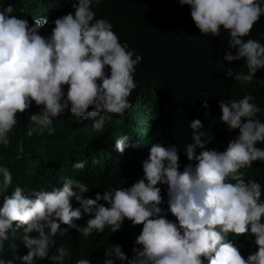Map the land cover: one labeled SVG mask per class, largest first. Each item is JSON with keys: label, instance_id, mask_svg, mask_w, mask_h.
<instances>
[{"label": "clouds", "instance_id": "9594fccd", "mask_svg": "<svg viewBox=\"0 0 264 264\" xmlns=\"http://www.w3.org/2000/svg\"><path fill=\"white\" fill-rule=\"evenodd\" d=\"M100 2L76 0L71 5L74 13L52 21L48 36L39 34L50 24L47 16L30 24L26 17L13 15L11 4L0 10V146L10 145L9 134L18 125V117L28 114L33 102L40 111L28 115V136L37 131L52 134L53 122L66 112L78 121H91L93 131L103 132L113 115L123 117L132 108L128 98L138 87L134 76L143 57L120 42L110 21L96 18L92 6ZM178 2L190 8L200 35L219 37L222 29L227 31L229 48L235 49V54L226 52L223 59L244 60L247 73L229 67L226 75L240 85L252 83L264 68V44L245 37L264 16V0ZM253 99L246 94L239 100L219 102L220 121L229 131L239 130L225 151L207 148L211 141L205 139L201 120H192V142L184 148L189 163L183 171L177 146L153 143L142 164L143 178L129 188L109 185L94 199L84 196L90 190L87 184L70 177L64 179L62 188L52 191L16 186L9 192L12 173L7 166H0V247L10 231L15 234L23 228L28 251L21 264L44 259L66 264L70 252L63 245L49 254L57 235L75 229L87 239L106 228L115 233L128 220L133 226L142 225L132 257L114 245L106 250L103 264H264L262 188L254 180L246 181L241 171L254 162L264 163V148L257 147L258 142L264 143V123L257 117L261 109ZM204 107H209L206 102ZM130 139L128 135L117 138L116 150L122 154L129 147L141 146L130 144ZM86 164V160L77 161L73 168L83 170ZM161 185L167 186V211L161 207ZM73 199L79 205L75 209ZM168 213L175 221L167 218ZM85 214L90 217L86 226H78L74 221ZM61 224L67 227L61 229ZM249 226L258 250L245 259L228 237L249 234ZM0 264H4L2 259ZM75 264H90V260L80 259Z\"/></svg>", "mask_w": 264, "mask_h": 264}, {"label": "trees", "instance_id": "16d2710c", "mask_svg": "<svg viewBox=\"0 0 264 264\" xmlns=\"http://www.w3.org/2000/svg\"><path fill=\"white\" fill-rule=\"evenodd\" d=\"M74 2L76 0H0V10L11 4L15 9L13 15L26 17L30 24L35 18L47 16L50 24L39 34L48 36L54 27L52 21L69 12L74 13L71 7ZM92 10L96 18H105L112 23L121 43L126 42L130 50L134 49L143 57L134 76L138 87L128 98L132 108L123 117L113 115L103 132L93 131L91 121H78L66 112L53 122L55 131L52 134L37 131L28 136L31 123L28 115L40 111L33 102L29 113L18 117V125L9 134L10 145L7 148L0 146V166H7L13 176L9 192L16 186L52 191L62 188L68 177L88 185L90 190L84 194L85 198L94 199L97 193L102 195L109 185L129 188L143 178L142 164L153 143L177 146L180 170L183 171L189 163L184 148L192 142V120H201L205 139L211 141L207 145L209 149L225 151L229 141L239 134L238 129L229 131L219 119L222 115L219 102L227 98L239 100L251 94L254 97L251 102L261 109L257 117L264 123V68L258 70L252 83L247 85H240L233 77H228L225 69L230 67L247 73V67L244 60L228 62L223 59L226 52L235 54V49L229 48L227 31L222 29L219 37L200 35L191 19L190 8L181 6L178 0H101L98 6L93 3ZM245 39L264 44V16ZM205 102L208 108L204 107ZM122 135L131 138L130 144L141 146L129 147L121 154L115 148V140ZM257 147L264 148V143L258 142ZM84 160L87 161L85 168L74 170L73 164ZM93 160L98 163L94 165ZM241 171L246 181L260 183L261 199L264 200V163L254 162L250 169ZM160 187L164 197L161 207L167 211V186ZM78 206L73 199V209ZM89 218L85 214L74 222L86 226ZM167 218L175 221L171 213ZM66 227L61 224V229ZM141 231L142 225L133 226L128 220L115 233L106 228L103 233L94 232L87 239L75 229H69L67 235H57L56 245L49 254L63 245L70 252L66 264H75L80 259H88L90 264H103L106 250L120 245L131 258L135 238ZM24 234L23 228L15 234L9 232V239L0 247V259L4 264H21V257L28 251L23 242ZM228 239L245 259L258 250L250 226L249 234L240 237L229 234ZM37 264L51 262L44 259ZM115 264L121 262L115 261Z\"/></svg>", "mask_w": 264, "mask_h": 264}]
</instances>
